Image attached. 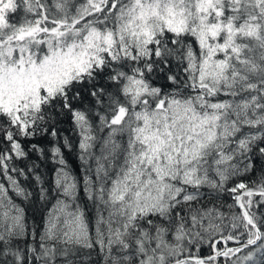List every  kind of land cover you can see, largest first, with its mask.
I'll use <instances>...</instances> for the list:
<instances>
[{"label": "snow or ice", "instance_id": "1", "mask_svg": "<svg viewBox=\"0 0 264 264\" xmlns=\"http://www.w3.org/2000/svg\"><path fill=\"white\" fill-rule=\"evenodd\" d=\"M0 264H264V0H0Z\"/></svg>", "mask_w": 264, "mask_h": 264}, {"label": "trees", "instance_id": "2", "mask_svg": "<svg viewBox=\"0 0 264 264\" xmlns=\"http://www.w3.org/2000/svg\"><path fill=\"white\" fill-rule=\"evenodd\" d=\"M71 160H74V157L70 159V162H71Z\"/></svg>", "mask_w": 264, "mask_h": 264}]
</instances>
